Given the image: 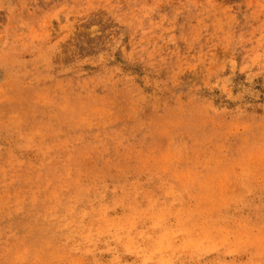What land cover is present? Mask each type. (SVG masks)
Wrapping results in <instances>:
<instances>
[{
  "label": "rangeland",
  "instance_id": "obj_1",
  "mask_svg": "<svg viewBox=\"0 0 264 264\" xmlns=\"http://www.w3.org/2000/svg\"><path fill=\"white\" fill-rule=\"evenodd\" d=\"M0 264H264V0H0Z\"/></svg>",
  "mask_w": 264,
  "mask_h": 264
}]
</instances>
